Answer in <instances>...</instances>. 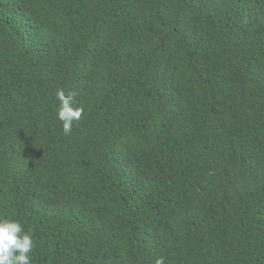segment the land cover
Here are the masks:
<instances>
[{
    "label": "trees",
    "instance_id": "16d2710c",
    "mask_svg": "<svg viewBox=\"0 0 264 264\" xmlns=\"http://www.w3.org/2000/svg\"><path fill=\"white\" fill-rule=\"evenodd\" d=\"M0 219L31 264H264V0H0Z\"/></svg>",
    "mask_w": 264,
    "mask_h": 264
},
{
    "label": "clouds",
    "instance_id": "9594fccd",
    "mask_svg": "<svg viewBox=\"0 0 264 264\" xmlns=\"http://www.w3.org/2000/svg\"><path fill=\"white\" fill-rule=\"evenodd\" d=\"M58 101L57 119L62 123L65 135L72 131L73 121H79L83 115L82 107H73L74 95L57 88L54 93ZM34 243L29 232H25L22 224L15 220L0 219V264H31L29 253ZM154 264H165L164 257L155 259Z\"/></svg>",
    "mask_w": 264,
    "mask_h": 264
}]
</instances>
